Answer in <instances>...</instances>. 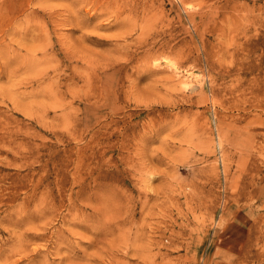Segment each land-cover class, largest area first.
Wrapping results in <instances>:
<instances>
[{
  "label": "rangeland",
  "instance_id": "1",
  "mask_svg": "<svg viewBox=\"0 0 264 264\" xmlns=\"http://www.w3.org/2000/svg\"><path fill=\"white\" fill-rule=\"evenodd\" d=\"M0 264H264V0H0Z\"/></svg>",
  "mask_w": 264,
  "mask_h": 264
}]
</instances>
